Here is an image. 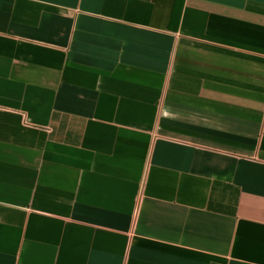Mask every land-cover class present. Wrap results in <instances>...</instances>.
<instances>
[{
  "label": "crops",
  "instance_id": "obj_1",
  "mask_svg": "<svg viewBox=\"0 0 264 264\" xmlns=\"http://www.w3.org/2000/svg\"><path fill=\"white\" fill-rule=\"evenodd\" d=\"M0 264H264V0H0Z\"/></svg>",
  "mask_w": 264,
  "mask_h": 264
}]
</instances>
